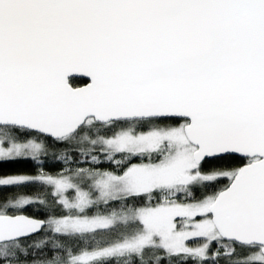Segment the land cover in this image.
Returning <instances> with one entry per match:
<instances>
[{
	"label": "snow or ice",
	"instance_id": "6c2138e0",
	"mask_svg": "<svg viewBox=\"0 0 264 264\" xmlns=\"http://www.w3.org/2000/svg\"><path fill=\"white\" fill-rule=\"evenodd\" d=\"M0 264H264V0H0Z\"/></svg>",
	"mask_w": 264,
	"mask_h": 264
}]
</instances>
